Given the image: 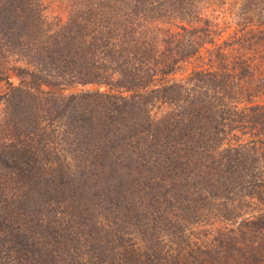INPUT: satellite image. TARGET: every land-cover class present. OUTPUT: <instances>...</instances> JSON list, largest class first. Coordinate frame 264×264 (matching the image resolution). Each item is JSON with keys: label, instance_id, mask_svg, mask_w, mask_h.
Here are the masks:
<instances>
[{"label": "trees", "instance_id": "obj_1", "mask_svg": "<svg viewBox=\"0 0 264 264\" xmlns=\"http://www.w3.org/2000/svg\"><path fill=\"white\" fill-rule=\"evenodd\" d=\"M65 1L0 0V264H264V0Z\"/></svg>", "mask_w": 264, "mask_h": 264}, {"label": "rangeland", "instance_id": "obj_2", "mask_svg": "<svg viewBox=\"0 0 264 264\" xmlns=\"http://www.w3.org/2000/svg\"><path fill=\"white\" fill-rule=\"evenodd\" d=\"M45 7V14L50 18L58 17L62 20H65L67 17V3L65 0H42ZM235 0H226L227 3L219 4L218 6H208L204 9L205 15H210L211 9H215L216 11L211 15L210 20H212L214 24V34L213 39L215 43L222 44L224 40H229L230 36H232L237 30V21L234 13L237 11L238 3L234 4ZM210 45H206V48ZM262 64H264V58L262 60ZM191 65L188 66L190 68ZM13 83H17L18 79L15 78V75L12 73ZM182 75L177 73L175 75L176 78H180ZM6 84L4 82H0V92H4L6 90ZM76 90V89H75Z\"/></svg>", "mask_w": 264, "mask_h": 264}]
</instances>
